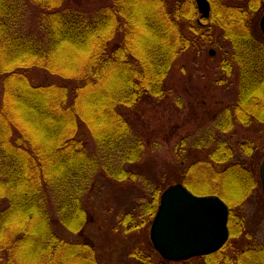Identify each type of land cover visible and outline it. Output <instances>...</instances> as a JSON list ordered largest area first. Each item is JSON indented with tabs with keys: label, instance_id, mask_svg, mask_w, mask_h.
I'll use <instances>...</instances> for the list:
<instances>
[{
	"label": "trees",
	"instance_id": "trees-1",
	"mask_svg": "<svg viewBox=\"0 0 264 264\" xmlns=\"http://www.w3.org/2000/svg\"><path fill=\"white\" fill-rule=\"evenodd\" d=\"M208 2L203 18L194 0H0V264H99L93 243L59 237L54 227L82 236L90 222L83 198L96 180L133 177L144 145L125 112L162 98L177 58L217 45L215 32L230 50L222 69L230 75L236 68L238 76L237 97L217 127L264 124V37L257 27L264 0ZM182 176L179 184L219 196L229 214L255 181L224 141ZM160 185L136 214L124 216L125 232L151 223L169 186ZM227 243L174 263L264 264V244L238 251ZM133 256L151 264L149 255Z\"/></svg>",
	"mask_w": 264,
	"mask_h": 264
},
{
	"label": "rangeland",
	"instance_id": "rangeland-1",
	"mask_svg": "<svg viewBox=\"0 0 264 264\" xmlns=\"http://www.w3.org/2000/svg\"><path fill=\"white\" fill-rule=\"evenodd\" d=\"M262 14L258 16V30ZM215 36L217 45L206 43L177 58L166 77L162 98H152L148 104L125 112L135 137L144 145L140 159L130 168L133 177L122 182L96 180L94 189L83 198L90 222L82 236L71 235L57 224L54 227L59 237L93 243L99 264H144L133 254L149 255L151 264H175L162 261L152 249L149 238L152 221L142 230L127 233L122 220L127 214L137 213L152 186L161 184L163 188L183 180L187 166L207 160L218 141L229 146L232 161L244 162L255 180L250 196L240 204L231 205L227 241L238 251L253 243L264 244V201L259 179V165L264 158V124L254 122L244 126L234 122L227 132L217 127L221 112L237 97L238 76L236 68L230 75L222 69L221 62L230 50L218 32ZM36 81L42 79L36 77ZM246 145H250V149L247 150ZM236 188L234 184L230 190ZM193 194L213 195L202 191L199 195ZM237 233L238 236L233 237ZM226 253L234 256L231 248ZM191 263L205 264V259H195Z\"/></svg>",
	"mask_w": 264,
	"mask_h": 264
},
{
	"label": "water",
	"instance_id": "water-1",
	"mask_svg": "<svg viewBox=\"0 0 264 264\" xmlns=\"http://www.w3.org/2000/svg\"><path fill=\"white\" fill-rule=\"evenodd\" d=\"M201 17L208 18V0H194ZM264 37V12L259 20ZM214 55L213 51H209ZM264 201V158L259 165ZM229 211L217 196H197L182 184L166 187L151 223L149 238L153 249L167 262H185L219 251L229 238Z\"/></svg>",
	"mask_w": 264,
	"mask_h": 264
}]
</instances>
